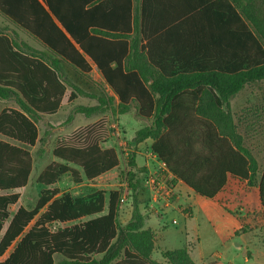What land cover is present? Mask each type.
<instances>
[{
    "label": "trees",
    "instance_id": "16d2710c",
    "mask_svg": "<svg viewBox=\"0 0 264 264\" xmlns=\"http://www.w3.org/2000/svg\"><path fill=\"white\" fill-rule=\"evenodd\" d=\"M0 12L41 42L54 56L0 31V100L18 108L0 113V135L34 147L37 122L55 115L67 87L98 101L74 111L90 118L105 114L114 98L96 97L68 81L64 61L81 73L97 67L118 98L117 113L136 104L151 123L133 143L152 141L151 150L196 194L213 199L229 176L253 186L264 220V167L244 146L231 100L246 86L264 81V0H0ZM58 160L39 175L45 187L69 175L75 184L93 181L119 165L114 149L99 141L68 137L53 151ZM33 170L31 153L0 139V234L11 206ZM144 168L129 164L133 210L119 221V191H111L105 215L52 229L104 212L105 192L85 198L42 191L34 209L19 207L0 239V264H195L187 248L161 251L153 259L155 234L145 228L137 190ZM37 218V219H36ZM35 223L29 228L30 224ZM29 228V229H28Z\"/></svg>",
    "mask_w": 264,
    "mask_h": 264
},
{
    "label": "rangeland",
    "instance_id": "374dc122",
    "mask_svg": "<svg viewBox=\"0 0 264 264\" xmlns=\"http://www.w3.org/2000/svg\"><path fill=\"white\" fill-rule=\"evenodd\" d=\"M12 23L13 22L0 12L1 32L15 38L18 43H25L34 49H36L35 47L39 48V46L43 45L17 25V27L12 26ZM11 27H16V30L21 32V37L16 30L9 33ZM46 54L52 58L54 57L50 52ZM60 66L64 77L72 84L96 97H103L105 99L113 97L114 102L110 105L105 114L87 118L83 114L76 113L74 109L80 105L94 106L98 104V101L83 96H78V99L76 98L73 101L68 99L63 103L55 115H42L40 117L37 122L39 141L34 147L13 142L14 145L23 147L31 153L33 170L28 185L25 188L15 191L20 194V198L18 202L10 208L11 216L9 221L19 207L22 206L28 209H34L37 206L43 190L57 187L60 191L57 197L70 195L75 199L85 198L91 195L93 191L105 192L106 204L105 211L100 215L83 217L66 224H55L52 226L53 230L77 225L105 215L107 213L108 197L111 191H119L120 194L126 193L128 202L119 206V221L122 225H125L129 220L133 207L132 189L129 185L130 181L128 177L129 164L131 159L135 158L137 164L142 166V156L138 155L139 149L135 143H133V138L136 131L148 126L151 120L144 119L139 115L136 104L132 105V109L129 113L119 115L116 109L118 98L107 85L96 67L89 74L85 75L64 61L61 62ZM67 88L68 93L73 92L72 88ZM7 108H18V106L13 100H0V112ZM231 110L237 124L238 133L243 137L244 146L247 147L258 160L261 171L264 167V81L255 82L246 86L239 95L231 100ZM114 123L118 124L123 131V136L120 139L114 135L112 128ZM74 136L83 143L99 141L101 147L114 149L118 154L119 165L112 171L93 181H87L84 178L81 184H75L69 175L63 177L58 184L52 187H45L39 184L38 177L40 173L48 165L58 161L53 155L54 149L66 138ZM149 145L150 142L142 145L140 149L145 151ZM153 165L154 166L151 168L152 171L163 170L160 163H154ZM151 170L144 168L143 172L139 174L141 186L137 190L138 195L147 187L146 182ZM258 178L259 175L253 186L243 181L237 184L231 181L225 190L224 195L229 197V194L233 203L231 206L232 212L238 216L241 215L240 220L243 227L239 233L245 235L249 248L246 247L243 240L235 238L233 241L229 242L226 248L222 249L224 252L222 262L224 264L229 262L232 264H264V220L261 215L257 187ZM9 221L0 234V239L7 229ZM35 221L36 220L30 224L29 228ZM185 224L198 225L196 216L193 220L181 217L179 225ZM16 243L12 245L1 260L8 257ZM236 244L241 245V247H237ZM213 254L214 250L208 256L209 260H213ZM153 259L163 262L159 252L154 254Z\"/></svg>",
    "mask_w": 264,
    "mask_h": 264
},
{
    "label": "crops",
    "instance_id": "0c3cea01",
    "mask_svg": "<svg viewBox=\"0 0 264 264\" xmlns=\"http://www.w3.org/2000/svg\"><path fill=\"white\" fill-rule=\"evenodd\" d=\"M12 26L16 25L12 23ZM16 27H11L9 33L16 30ZM16 32H18L21 37V32L17 30ZM35 48L46 53L49 52L44 45ZM95 67L96 66L92 64V71ZM70 94L71 92L68 93L67 89L61 106L69 99ZM0 139L12 144L15 142L3 136H0ZM149 142L150 145L145 151L140 149L142 145ZM135 145L139 149L138 155L142 156V166L138 165L139 167L151 170L154 163H160V165H162L156 157L151 156V140ZM231 181H233L234 184L241 182L229 176L226 186L213 199L202 197L196 194L183 182L177 181L174 184L175 200L169 208H163L160 203L156 202L152 191L148 186L145 187L140 195H138V200L140 210L145 218V228L151 229L155 234L156 249L154 254L156 252L160 253L161 251H173L187 248L195 264H224L222 262L224 257L222 249L226 248L229 242L238 238L243 240L246 247H248L245 235L239 233L243 227L240 220L241 215L238 216L232 212L231 206L233 203L230 199L231 197L229 194V197L224 195ZM131 214L132 211L129 220ZM195 216L198 225H179L181 217L193 220ZM236 246L241 247V245L238 244H236ZM213 250L214 258L213 260H209L208 256ZM227 264L232 263L229 262Z\"/></svg>",
    "mask_w": 264,
    "mask_h": 264
},
{
    "label": "built area",
    "instance_id": "2783aa9c",
    "mask_svg": "<svg viewBox=\"0 0 264 264\" xmlns=\"http://www.w3.org/2000/svg\"><path fill=\"white\" fill-rule=\"evenodd\" d=\"M114 135L119 139L123 136V131L118 124L114 123L112 125ZM126 150V149H125ZM151 156L157 158L156 155L152 153ZM158 159V158H157ZM163 170H155L149 173L146 186L152 191L155 201L160 203L163 208H169L175 200V185L173 183L174 176L169 172L166 166L162 163ZM128 198L125 194H120L119 196V206L126 204Z\"/></svg>",
    "mask_w": 264,
    "mask_h": 264
}]
</instances>
